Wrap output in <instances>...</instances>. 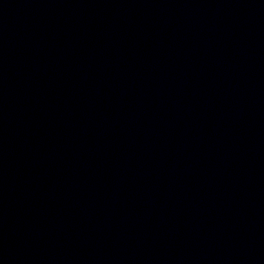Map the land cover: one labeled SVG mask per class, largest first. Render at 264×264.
I'll return each instance as SVG.
<instances>
[{"label":"water","instance_id":"1","mask_svg":"<svg viewBox=\"0 0 264 264\" xmlns=\"http://www.w3.org/2000/svg\"><path fill=\"white\" fill-rule=\"evenodd\" d=\"M0 264H264V0H0Z\"/></svg>","mask_w":264,"mask_h":264}]
</instances>
